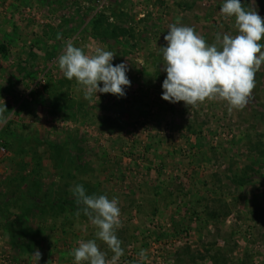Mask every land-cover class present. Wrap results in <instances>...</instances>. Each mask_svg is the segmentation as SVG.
<instances>
[{
    "label": "rangeland",
    "instance_id": "1",
    "mask_svg": "<svg viewBox=\"0 0 264 264\" xmlns=\"http://www.w3.org/2000/svg\"><path fill=\"white\" fill-rule=\"evenodd\" d=\"M222 2L0 0V264H36L37 249L38 264H73L76 242L96 232L75 184L118 198L116 264L141 249V264H264V64L231 112L221 99L161 98L167 26L179 19L209 44L237 35ZM242 3L264 18V0ZM69 40L126 62V95L86 100L58 67Z\"/></svg>",
    "mask_w": 264,
    "mask_h": 264
},
{
    "label": "clouds",
    "instance_id": "2",
    "mask_svg": "<svg viewBox=\"0 0 264 264\" xmlns=\"http://www.w3.org/2000/svg\"><path fill=\"white\" fill-rule=\"evenodd\" d=\"M243 5L242 0H223L219 11L225 17H235L238 34L217 33L211 44L179 19L167 26V34L163 37L166 45L159 47L166 72L161 85L162 99L170 103L183 101L190 106L206 99H221L227 102L229 112L246 106L255 87V74L264 64V43H261L264 18L256 9ZM115 55V52L100 47L89 55L69 40L57 63L63 76L68 80L75 79L83 97L91 102L93 98L99 99L97 93L122 97L126 95L125 89L131 86L127 63L113 64ZM5 111V105L0 107V123L5 122ZM70 191L96 229L94 239L78 240L77 246L72 248L73 264H116L124 255L122 241L117 236L121 227L118 198L109 199L106 194L89 195L82 184H75ZM97 239L105 242L112 251L110 259L100 249ZM41 255L39 249L32 254L36 264ZM139 257L136 264L147 259L145 250L141 249Z\"/></svg>",
    "mask_w": 264,
    "mask_h": 264
},
{
    "label": "trees",
    "instance_id": "3",
    "mask_svg": "<svg viewBox=\"0 0 264 264\" xmlns=\"http://www.w3.org/2000/svg\"><path fill=\"white\" fill-rule=\"evenodd\" d=\"M120 33H122L120 27H114L109 33L110 38H116ZM108 38V36H106Z\"/></svg>",
    "mask_w": 264,
    "mask_h": 264
},
{
    "label": "built area",
    "instance_id": "4",
    "mask_svg": "<svg viewBox=\"0 0 264 264\" xmlns=\"http://www.w3.org/2000/svg\"><path fill=\"white\" fill-rule=\"evenodd\" d=\"M102 6V5H101Z\"/></svg>",
    "mask_w": 264,
    "mask_h": 264
}]
</instances>
